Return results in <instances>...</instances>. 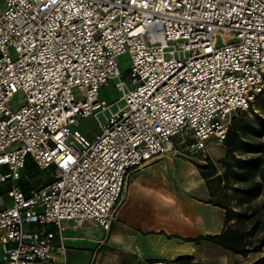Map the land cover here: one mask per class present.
I'll list each match as a JSON object with an SVG mask.
<instances>
[{"label": "built area", "instance_id": "2783aa9c", "mask_svg": "<svg viewBox=\"0 0 264 264\" xmlns=\"http://www.w3.org/2000/svg\"><path fill=\"white\" fill-rule=\"evenodd\" d=\"M1 2L0 264H67L70 223L109 232L135 172L223 144L264 91V0ZM29 158L52 180L26 193Z\"/></svg>", "mask_w": 264, "mask_h": 264}, {"label": "rangeland", "instance_id": "374dc122", "mask_svg": "<svg viewBox=\"0 0 264 264\" xmlns=\"http://www.w3.org/2000/svg\"><path fill=\"white\" fill-rule=\"evenodd\" d=\"M1 7L2 4L0 2V8ZM119 65L123 73L130 68L131 55L128 52L119 57ZM120 81L121 79L112 80L109 86L104 87L101 90V98L106 99L108 102H112L119 98L122 95L121 92L117 91V85ZM23 98L24 96L22 93L16 94L11 101V106H16ZM254 110L256 113L264 116V109L259 106L257 101L254 104ZM250 116L252 115L250 114ZM77 129L90 139L100 133L98 123L92 116L81 118ZM182 153L187 154L185 144H183ZM226 153L227 150L224 144L209 143L205 151L197 152L189 158L183 154H177L162 157L149 163L147 166L135 172L130 179L127 187V193L129 191V196L127 199L126 194L124 200V202L126 201V204L123 208L127 207V212L132 215H138L140 209L139 207L147 208L146 215L139 218L140 227L144 229L155 227L160 228L165 232H172L182 231L184 227L189 228L192 225L191 229L194 233H197V237L203 235L201 233L205 230H209V232L204 235L212 233L216 234L222 228V219L220 222V218L222 217L218 212L211 213L206 212L205 210H199L198 216L202 217V221H193L190 225L188 223L189 226H186L187 224L184 226L182 220H180V218L176 215L181 213V208L186 213H195V210L192 211V208L185 205V202H192L193 200L205 203L212 200L213 202L227 204L235 209H238L236 203L231 201L233 198L232 191H223L222 188L225 183H220L217 175H212L208 170L204 169L210 162H212L218 169V175L223 174L224 170L221 161L225 158ZM27 172L32 175V178L30 180H24L20 183L26 193L29 192L31 187H39L52 180V171H42L36 167L31 171L27 170ZM137 179L142 180L144 183L145 193H131L133 182ZM8 188L9 185L0 184V209L4 208L5 203L10 200L6 193ZM245 208L256 211L255 219H259L261 231L264 232V191L257 199L251 201V203ZM124 212L125 211L122 209L118 214L120 215ZM116 221L117 219L115 222ZM234 225L235 222H233L231 226ZM80 226L85 228V231H89V229L97 230L99 227L93 223H82ZM122 227L130 233L135 232L132 227ZM191 229L189 228L187 231H191ZM107 234L108 232L103 233V236H101L102 241H108ZM165 236V239L168 240L167 242L177 244L176 236L166 233ZM202 242L212 243L205 240L194 243L199 244ZM171 248L176 249L178 247L174 246ZM198 252L199 255L205 256L198 264H200V262L203 264H216L215 259L211 258V256H216L213 249L202 248ZM78 254L81 256L82 251ZM262 254H264V251ZM260 255L261 253H253L250 257H247V259H255ZM76 261L77 260L75 258L70 256L67 260V264H77ZM186 261L187 259L185 258H178L176 260L172 259L169 263L182 264Z\"/></svg>", "mask_w": 264, "mask_h": 264}, {"label": "crops", "instance_id": "0c3cea01", "mask_svg": "<svg viewBox=\"0 0 264 264\" xmlns=\"http://www.w3.org/2000/svg\"><path fill=\"white\" fill-rule=\"evenodd\" d=\"M137 192H140V194L145 193L144 183L140 179L133 182L131 193L135 194ZM126 194L128 199L129 191L128 193L126 192ZM10 204L11 199L5 203L4 208L8 207ZM125 204L126 201L123 202L117 212V221H114L107 234V242L101 240V236H103L104 231L100 227H98L97 230L94 229L95 231L90 229L89 231H85V228L80 226V224L70 223L65 232L67 237V260L71 256L77 260V264H149L150 262L156 260H166L169 262L172 259L176 260L178 258H185L187 261L182 264H198L199 261L205 257L204 255H199L198 251L202 248H210L213 249L216 254V256H211L212 259H215L216 264H251L264 255L261 253V255L255 259L248 260L247 257H250L251 254L244 257L209 242L196 244L194 242L186 241L185 239L187 238H197V233H194L191 229L192 225L189 227L191 231H187L189 230L187 227H184L182 231L172 232H165L162 229L155 227H151L149 229L141 228L139 218L146 215L147 208L139 207L140 209L138 215H132L127 212V207L123 208ZM185 205L192 208V211L195 210V213H186L181 208V213L176 216L182 220L184 226L186 224V226H189L190 223L196 220L202 221V217L198 216V213L199 210H205L206 212L211 213L218 212L222 217L220 218V222L222 219V228L216 234L224 230L226 223V214L224 209L198 200L185 202ZM122 209L125 212L119 215L118 213ZM122 226L132 227L135 232L130 233ZM164 232L166 234L176 236L177 244L167 242L168 240L165 239L166 236ZM207 232H209V230H205L201 234L204 235ZM214 234L215 233H212L210 235ZM174 246H177L178 248L172 249L171 247ZM81 251L82 255L80 256L78 253ZM1 256L2 251L0 248V262ZM200 264L203 263L200 262Z\"/></svg>", "mask_w": 264, "mask_h": 264}, {"label": "trees", "instance_id": "16d2710c", "mask_svg": "<svg viewBox=\"0 0 264 264\" xmlns=\"http://www.w3.org/2000/svg\"><path fill=\"white\" fill-rule=\"evenodd\" d=\"M256 101L264 109V91L259 94ZM223 144L227 150L225 158L221 161L223 174L218 175V169L212 162L204 169L212 175H217L220 183H225L223 191H232L231 201L236 203L238 209L209 200L207 203L225 210L224 230L218 234H207L185 240L196 243L203 240L210 241L244 257L253 253H262L264 232L261 231L260 221L255 219L256 211L245 207L264 191V116L256 113L254 106L247 112L233 115ZM36 167L29 158L26 172ZM29 176L32 178L31 174ZM233 222L235 225L231 226ZM251 264H264V255Z\"/></svg>", "mask_w": 264, "mask_h": 264}]
</instances>
